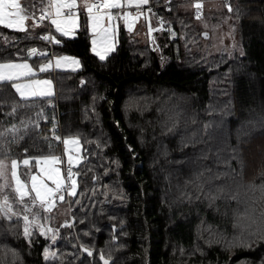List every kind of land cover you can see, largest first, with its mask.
I'll return each mask as SVG.
<instances>
[{"label": "trees", "instance_id": "obj_1", "mask_svg": "<svg viewBox=\"0 0 264 264\" xmlns=\"http://www.w3.org/2000/svg\"><path fill=\"white\" fill-rule=\"evenodd\" d=\"M223 1L242 55L192 49L203 29L195 13L180 11L183 0H151L177 34L164 30V62L122 24L116 50L101 61L84 15L60 45L42 39L53 31L48 20L27 31L0 25V61L38 66L66 54L82 63L41 73L54 80L52 96L21 98L12 82H0V131L16 125L23 137L9 139L0 158L61 156L68 136H79L86 158L75 168L77 194L67 199L71 223L59 228L56 260L44 259L48 239L38 232L29 245L22 219H0V245L19 251L16 264H103L101 250L109 264H264L255 236L251 247L228 246L240 234L237 220L264 221V0ZM37 3L22 6L40 15ZM33 48L42 54L29 55Z\"/></svg>", "mask_w": 264, "mask_h": 264}, {"label": "snow or ice", "instance_id": "obj_2", "mask_svg": "<svg viewBox=\"0 0 264 264\" xmlns=\"http://www.w3.org/2000/svg\"><path fill=\"white\" fill-rule=\"evenodd\" d=\"M169 2L170 0H165L166 4ZM148 3L149 0H98V2L81 0V3L78 5L77 0H48V3L45 5L43 4V0H41L42 7L40 15L37 16L31 8L25 9L22 7L20 0H0V25H5L8 29L27 31V22L30 18L37 21V23L32 24L33 28L37 27L43 20L48 19L51 25L55 26V31L60 33L62 37H72L76 35L75 30L79 27V16L83 14L94 33L91 51L101 61H105L109 53L114 51L116 47L114 40L120 28L119 21L122 20L124 28L131 31L137 20L141 16H144L145 20H149V34L157 31V29L151 27L150 17L145 16L144 12L141 11L142 6L148 5ZM132 6H135V14L125 10ZM194 7L196 9V18L200 19L201 0H196ZM228 7L231 10V5H228ZM169 10L171 9L169 8ZM148 13H152L151 7H148ZM163 24L164 21L161 18V28L159 30H163ZM168 31L172 33V36H176V33L171 28ZM204 35L207 36L208 33L205 32ZM42 39L54 41L57 45L62 43V40L57 39L51 32L44 35ZM153 43H155L154 38ZM156 47L158 48L159 46L156 45ZM35 53L36 49L29 50V55H34ZM65 67L80 68V59L68 55L56 56L54 64L52 61L42 64L39 67V71L46 72L49 69ZM36 71L27 59L0 61V82H12V88L15 89L21 98L51 95L52 80L34 79ZM83 83L84 81L82 80L81 84ZM15 111L16 108L13 106L12 112L15 113ZM21 123L26 134L28 125L24 124L23 121ZM53 131L55 132V129ZM22 138L20 136V128L12 125L10 128L0 131V140H4V143L0 144V148L7 150L9 139L12 142H18ZM55 139L60 141L61 137L56 136ZM63 144L65 145L64 150L67 154L66 174L63 176L61 174V167L59 166L61 158L58 156L26 157L19 162L13 158L10 163L7 159L0 158V219L9 222L13 221L14 218L16 220L22 219L23 236L28 240L29 245L32 244V237L36 234V230H38L40 236L50 239L53 244L57 241L59 229L51 228L50 224H46L45 221H50V213L58 201H64L66 195L71 198L77 194L78 184L76 177L79 173L73 171V165L80 164L81 160L86 158L79 155V136L65 137L63 138ZM70 146H75V150ZM25 152H27V149H25ZM33 160L38 172L31 171V161ZM20 164L29 168V173L25 174L29 176L27 181L21 179L20 174H18ZM9 169L13 181L12 184L8 180ZM9 187L12 189V195L7 191ZM219 191L222 192L223 189ZM216 198V195L211 196L212 201ZM197 199H199V196H197ZM16 205L21 206L20 211L16 210ZM244 215L245 213L239 214L241 217ZM68 224L69 222L65 221V226H68ZM253 225L256 226L253 227ZM233 227L240 228L241 231L238 236L233 237V240L228 242L229 247H251V238L254 236L258 241L264 242V221L257 222L253 220L250 224H241L237 220L233 224ZM115 239L117 238L113 236V240ZM81 247L89 256L93 255L91 249L83 245ZM43 255L46 261L58 258L57 251L51 250V245L44 247ZM9 256H11L10 260ZM99 258L103 261V264H109L110 260H112L111 256L106 259L102 250L100 251ZM17 260L22 262V257L17 249L11 248L6 244L0 245V264H16Z\"/></svg>", "mask_w": 264, "mask_h": 264}, {"label": "rangeland", "instance_id": "obj_3", "mask_svg": "<svg viewBox=\"0 0 264 264\" xmlns=\"http://www.w3.org/2000/svg\"><path fill=\"white\" fill-rule=\"evenodd\" d=\"M95 1L96 0H93V2H95ZM77 2L79 5L81 3V0H77ZM47 3H48V0H43V4L46 5ZM150 3H151V0H149L148 5L142 6L141 11L144 12L145 16L150 17L151 27L153 29H157V31H153L151 34H149V32H148L149 20H145L144 16H141L137 20L133 29L131 31H129V30L128 31L130 33H132L134 37L140 38L143 43L151 45L152 48L155 49L157 51V53L161 56L162 62H164V55L162 52H163V48L165 46H167L166 36H165L164 30H165V32H167L169 34V37L172 39H175L177 34H176V36H172V33L169 32L168 29L171 28L176 33L174 27L171 24L167 23V21L164 19V17H161V16L159 17L156 13L155 8L153 9L151 14L148 13L147 7L150 5ZM195 3H196V0H183V2L180 4V11L185 12V13H195V16H194L195 22L199 27H201L203 29V31L201 33L202 37L199 38L197 40V42L193 41L191 43L192 49H200V50L205 51L209 54H217V53H220L222 51H227V52H235L237 54L242 55L244 53V49H243V47L239 41L238 24H237L236 19H234L231 15H227L224 13L225 12L224 1L223 0H201V4H202L201 11L204 12L205 15L201 14L200 19L196 18V9L194 7ZM37 4H38L37 10L40 11V9L42 7L41 0H38ZM134 8H135V6H132L131 8H127L125 10L133 12ZM31 9H32V7H31ZM113 11H116V10H113ZM26 14H28V13H26ZM36 15L38 16L39 14L36 12ZM82 16H83V14H81L79 16V20H78L79 27L75 30L76 35H77V31L81 25ZM161 18L164 21L163 30H159L161 28V25H160V19ZM34 23H36V21L32 20L30 18L29 21L27 22V27L31 26L30 24H34ZM119 24L123 25V21L122 20L119 21ZM87 27H88V30L90 32V40H91V45H92V39H93L94 33H93L92 29L90 28L88 23H87ZM52 28H53L52 35L56 36V38L58 39L59 35H61V34L57 33L55 31L54 25H52ZM203 32L209 33V36H203ZM75 36H72V37H75ZM153 38L155 39V43H153ZM52 42H54V41H52ZM114 43L117 47L116 38L114 40ZM195 43H198V45H196ZM156 45H158L159 47L157 48ZM116 47H115L114 51L116 50ZM91 48H92V46H91ZM176 48H177V46H176ZM111 53H109V55ZM63 55H66V54L54 55V58L51 60L52 63L53 64L55 63V57L56 56H63ZM68 56H73V55H68ZM28 62L33 66V68H35L37 70L36 75L33 77L34 79H39V80L50 79V80H52V82H53L52 89H51L52 94L49 96L54 95L55 85H54V80H53L52 76L41 74L42 72L39 71L40 65L46 64V63L43 62V63L39 64L38 66H36L32 61L28 60ZM80 62H81V60H80ZM81 67H82V63H81ZM80 68L65 67V68H60V69H56V70L76 71V70H79ZM29 98H34V97H29ZM68 137H76V136H68ZM70 147H72L73 150H75V146H70ZM64 149H65V145H64ZM79 155L83 156V144H82L81 140H80ZM49 156H58L61 158V163L59 166L61 167L62 176L65 175L64 174V166H65V164H67V154L65 153V150H64L63 155H61V156L60 155H49ZM7 160L10 163L11 159H7ZM17 161L19 162L22 160L17 159ZM82 161L83 160H81V162ZM31 165H32L31 171L32 172H38V169L35 166V162L31 161ZM78 165H73V167L76 168ZM21 166H23L25 168L22 169ZM26 168H27V170H26ZM22 170L26 171V173H29V168L27 166L22 165V164H20L18 167V174H20L21 179H24L27 181L29 179V176L26 175V177H23L22 176ZM8 180H9L10 184L13 183V181L11 179V175H10V169H9ZM9 188H11V187H9ZM67 199H69V197L66 195L64 201H62V202L58 201L56 203L55 208L50 213V217H51L50 221H45L46 224H50L51 228L59 229L61 226L65 225V221H68L69 223H71L69 221L70 220V206H69V202H68L69 200H67ZM16 210L20 211L21 206L18 205ZM36 232H38V230H36ZM48 245H51V250L56 251V249H55L56 242L53 244L52 241L50 239H48V243L46 244V246H48Z\"/></svg>", "mask_w": 264, "mask_h": 264}, {"label": "built area", "instance_id": "obj_4", "mask_svg": "<svg viewBox=\"0 0 264 264\" xmlns=\"http://www.w3.org/2000/svg\"><path fill=\"white\" fill-rule=\"evenodd\" d=\"M95 2H98V0L95 1ZM148 7H151V8H152V11H153L154 7H153V5H152L151 3H150V5H149ZM148 7H147V9H148ZM135 11H136V9L134 8V9H133V13H134V14H135ZM45 20H48V19H45ZM45 20H43V21H45ZM48 21H49V20H48ZM36 23H37V21H36ZM41 23H42V22H41ZM41 23H39L38 25H41ZM36 54L41 55L42 53H41V51L38 50V51L36 52ZM47 63H48V62H47ZM47 63H46V64H47ZM53 70H55V68H53V69H49L48 71H53ZM66 167H67V164H65L64 174H66ZM73 171L76 172V171H75V167H73Z\"/></svg>", "mask_w": 264, "mask_h": 264}, {"label": "crops", "instance_id": "obj_5", "mask_svg": "<svg viewBox=\"0 0 264 264\" xmlns=\"http://www.w3.org/2000/svg\"><path fill=\"white\" fill-rule=\"evenodd\" d=\"M22 1H23V0H20V2H21V5H22ZM96 1H97V0H96ZM22 7H23V6H22ZM49 21H50V20H49Z\"/></svg>", "mask_w": 264, "mask_h": 264}, {"label": "water", "instance_id": "obj_6", "mask_svg": "<svg viewBox=\"0 0 264 264\" xmlns=\"http://www.w3.org/2000/svg\"><path fill=\"white\" fill-rule=\"evenodd\" d=\"M204 33H205V32H203V36H205V35H204ZM207 36H209V33H208V35H207Z\"/></svg>", "mask_w": 264, "mask_h": 264}]
</instances>
